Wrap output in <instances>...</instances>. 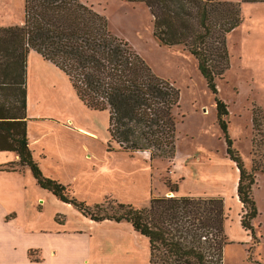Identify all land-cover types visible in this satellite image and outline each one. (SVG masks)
Masks as SVG:
<instances>
[{
  "label": "trees",
  "instance_id": "obj_1",
  "mask_svg": "<svg viewBox=\"0 0 264 264\" xmlns=\"http://www.w3.org/2000/svg\"><path fill=\"white\" fill-rule=\"evenodd\" d=\"M143 3L153 17L159 44L183 46L214 95L216 119L226 155L238 170L236 195L240 226L254 239L258 211L253 198L256 169L247 170L228 136L226 105L215 79L229 65L226 35L241 24V4L264 0H127ZM40 55L68 78L89 109L107 112L110 140L149 160L175 155L179 91L157 77L129 43L113 35L105 16L78 0H24L20 25L0 26V152L19 160L0 171L29 168L37 185L94 222H126L148 242L149 264H223L227 244L223 199L173 196L153 198L146 208L117 204L114 215L70 196L67 186L45 177L27 138V57ZM176 192V187L171 188ZM104 212V215L93 212Z\"/></svg>",
  "mask_w": 264,
  "mask_h": 264
},
{
  "label": "rangeland",
  "instance_id": "obj_2",
  "mask_svg": "<svg viewBox=\"0 0 264 264\" xmlns=\"http://www.w3.org/2000/svg\"><path fill=\"white\" fill-rule=\"evenodd\" d=\"M23 1L0 0V26L23 21ZM78 1L105 16L109 31L127 41L157 77L179 91V104L174 109L175 155L149 160L148 153L121 150L110 137L105 140L106 114L95 111L98 113L84 114L83 121L97 137L58 133L56 145H62L68 157L58 166L51 160L43 170L39 167L43 175L64 186L71 183V188L67 187L70 196L90 206L100 205L110 216L119 203L146 208L151 199L158 197L222 198L227 241L223 264H264V3L241 4V24L226 35L228 68L215 79L217 98L228 111L227 132L233 148L248 171L256 169L252 194L258 215L251 222L255 234L251 239L239 223L243 210L236 195L238 170L226 155L214 95L198 71L195 58L183 46L158 43L153 36V17L143 3ZM36 73L33 69L30 75L27 73L30 111L42 110L46 115L60 111L61 101L54 87L61 91L62 86L54 83L47 70L46 80L41 75L38 79ZM38 97L44 98L41 106H36ZM81 104L83 110L73 111H93ZM63 105L67 106L66 102ZM4 155L0 153V163ZM175 187L176 192H171ZM93 212L104 215L103 211ZM105 221L104 225L111 227L101 226L99 231L111 233L106 235L112 239L110 244H126L136 264H149L145 238L126 222L114 226L116 222Z\"/></svg>",
  "mask_w": 264,
  "mask_h": 264
},
{
  "label": "crops",
  "instance_id": "obj_3",
  "mask_svg": "<svg viewBox=\"0 0 264 264\" xmlns=\"http://www.w3.org/2000/svg\"><path fill=\"white\" fill-rule=\"evenodd\" d=\"M21 23L19 20L16 25ZM32 69L37 72L38 79L41 75L44 80L47 70L54 83L62 86L61 91L54 87L58 92L57 99L61 101L60 111L47 115L42 110L30 111L27 99L28 144L34 161L43 170L47 162L55 160L54 165L58 166L59 161L64 163L68 157L67 150L56 145L58 133L97 137L88 130L90 126L84 124L83 117L86 113L98 112L73 111L74 108L83 110V105L68 78L31 51L27 57L28 75ZM43 99L38 97L36 106H41ZM65 102L67 106L64 107ZM104 113L106 140L109 139L108 114ZM0 153L5 154L0 167L19 160L13 152ZM67 187L71 188V183ZM105 222L90 220L41 189L27 167L20 171H0V264H136V258L127 252L126 244H110L112 239L106 235L111 233L99 231L101 226L111 227L104 225ZM114 224L122 226V222Z\"/></svg>",
  "mask_w": 264,
  "mask_h": 264
}]
</instances>
